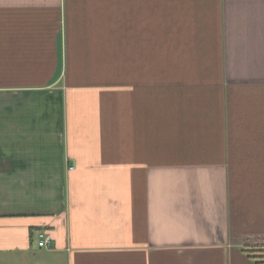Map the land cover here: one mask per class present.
<instances>
[{"label":"crops","instance_id":"0c3cea01","mask_svg":"<svg viewBox=\"0 0 264 264\" xmlns=\"http://www.w3.org/2000/svg\"><path fill=\"white\" fill-rule=\"evenodd\" d=\"M257 241L264 0H0V264H258Z\"/></svg>","mask_w":264,"mask_h":264},{"label":"rangeland","instance_id":"374dc122","mask_svg":"<svg viewBox=\"0 0 264 264\" xmlns=\"http://www.w3.org/2000/svg\"><path fill=\"white\" fill-rule=\"evenodd\" d=\"M174 113H177V111H172V114H171V117H170L171 131H170L169 135H170V137L172 139L173 138H179L180 137L179 136L180 133H179V130H178V125L180 123V119H183L182 122L185 123L186 122L185 119L187 118L186 116L179 117L178 114H174ZM162 134L163 133H160V137L161 138H162ZM166 135H168V134H165V136ZM184 135H185V133H184ZM257 249H259V250H257ZM252 250H254L255 256L260 255L259 254L260 252H257V251L264 252V241H257L256 242V245L253 246V249ZM262 254H264V253H262Z\"/></svg>","mask_w":264,"mask_h":264},{"label":"built area","instance_id":"2783aa9c","mask_svg":"<svg viewBox=\"0 0 264 264\" xmlns=\"http://www.w3.org/2000/svg\"><path fill=\"white\" fill-rule=\"evenodd\" d=\"M36 236L38 247L47 248L50 245L52 237L49 231L39 230Z\"/></svg>","mask_w":264,"mask_h":264},{"label":"trees","instance_id":"16d2710c","mask_svg":"<svg viewBox=\"0 0 264 264\" xmlns=\"http://www.w3.org/2000/svg\"><path fill=\"white\" fill-rule=\"evenodd\" d=\"M256 250V249H255ZM259 250V249H257ZM254 252V250H252ZM257 252H260L258 256H254V258L256 259V261L258 262V264H264V252H261V251H257ZM262 254V255H261Z\"/></svg>","mask_w":264,"mask_h":264}]
</instances>
